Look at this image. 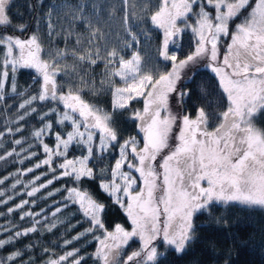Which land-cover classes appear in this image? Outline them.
Wrapping results in <instances>:
<instances>
[{"label": "snow or ice", "instance_id": "obj_1", "mask_svg": "<svg viewBox=\"0 0 264 264\" xmlns=\"http://www.w3.org/2000/svg\"><path fill=\"white\" fill-rule=\"evenodd\" d=\"M122 3L128 25L129 0ZM11 4L12 0H0V102L6 100L9 87L24 98L17 105L15 127L0 131V138L18 133L23 137L24 122L34 115L40 126L32 128L30 139L15 138L11 151L0 154L5 163L9 157L20 165L36 161L0 178V185L10 182L12 189L11 194L0 190V205L7 206L8 216L18 214L19 221H30L27 227L15 220L0 224V249L31 234L42 235V229L51 232L57 227L52 221L71 202L90 226L63 246L90 235L96 248L87 258L79 248L58 256L44 248L49 253L45 264H87L88 259L93 264H158L157 242L177 254L184 252L195 238L194 217L210 212L213 205L264 210V128L256 124L264 116V0H159L147 19L160 31L157 64L170 70L143 59L138 48L127 59L121 49H109L106 34L96 27L100 17L95 8L89 17L78 6L69 13L71 19L65 16L67 27L53 21L50 11L45 17L50 45L59 38L65 47L45 49L40 34L24 38L28 25L13 24ZM77 24L83 32L75 30ZM125 30L129 40L124 48L133 49L140 43L138 36L131 26ZM186 31L195 37L194 45L181 58L178 41ZM69 59L71 64L66 63ZM201 59L206 61L204 70L216 79L215 101L195 107L194 115L187 110L174 113L173 94L181 106L190 95L176 87L177 81L184 69ZM101 63L104 71L97 86L90 71ZM26 69L35 71L33 83L39 84L27 96L16 85V74ZM116 78L123 86H116ZM88 92H109L111 110L85 99ZM140 98L143 108L136 109L133 101ZM45 104L47 110L39 111L36 105ZM125 112L137 130L126 139L117 126ZM72 150L79 155L70 156ZM108 156L114 163L96 167L95 162ZM42 168L45 171L35 175ZM29 173L34 174L30 180L22 179ZM65 177L72 186L47 191ZM85 179L99 181L100 190L124 211L127 226L106 224V205L81 187ZM60 192L66 193L63 200L34 211L38 200ZM17 197L19 201L8 206ZM136 241L139 248L127 252ZM34 247H13L0 256V264H35L28 255Z\"/></svg>", "mask_w": 264, "mask_h": 264}, {"label": "trees", "instance_id": "obj_2", "mask_svg": "<svg viewBox=\"0 0 264 264\" xmlns=\"http://www.w3.org/2000/svg\"><path fill=\"white\" fill-rule=\"evenodd\" d=\"M148 5L153 7L155 10L159 0H137L136 3ZM134 3V4H136ZM133 6V4H130ZM55 6V10L53 7ZM78 6H82L84 12L89 17H92L93 9L97 12V5L93 0H12L9 15L13 24H26L28 30L23 34L26 38L32 32H37L41 35L43 46L45 49L49 47L64 48L65 43L63 39L53 38L52 44L50 45L47 37V28L45 26V17L52 12V20L60 21L67 27L65 16L74 11ZM129 6V7H130ZM124 6L107 5V14L111 8H116V16L120 18V22L123 21L125 16L122 8ZM149 9L143 8L141 13H135L134 18L130 16L128 25L122 23L120 26V37L115 39H109V49L116 47L121 49V54L126 58L134 49L138 48L142 58L149 62H155V65L165 66L164 63H158L156 59V48L160 43V31L152 27L150 21L147 19L150 11ZM98 13V12H97ZM147 13V15H145ZM99 17L103 13H98ZM94 19V17H93ZM191 21V22H190ZM190 24L193 22L190 20ZM239 20L236 21L238 23ZM39 22V23H37ZM131 26L132 32L138 36L140 41L139 45H133V49L124 48L125 42L129 40L126 32V27ZM75 30L83 32L82 25H75ZM96 27L99 28L97 24ZM108 26L104 25L102 31L106 34L112 33L111 29H105ZM147 34V35H145ZM195 37L191 31H186L183 34L182 41H178L179 55L183 58L184 54L192 50L194 45ZM71 47V44L68 45ZM223 51V49H221ZM66 63L71 64L72 61L69 59ZM205 60L201 59L197 64L186 68L181 73V79L177 81L176 87L182 90L190 92V95L185 98L183 105L177 104V97L175 94L170 99V106L172 111L183 112L187 110L189 113H193L194 108L197 106L205 105L209 99L215 101L217 93V82L213 78L210 71H205ZM104 71L103 64H98L93 70L90 71V75H94L96 84L98 86L99 81L102 79L101 73ZM194 73H197L194 76ZM37 74L33 69L20 70L16 74V85L17 91L25 93V96L31 93H35L39 89V84L33 83V77ZM58 79H62L58 77ZM119 83V79L116 78V84ZM87 92L88 90L85 89ZM7 98L5 101L0 102V131H5L7 127H15L17 105L22 102L24 97L18 96L11 93L10 87L7 89ZM85 99L91 103L111 110V94L105 92L99 96H93L90 92L85 96ZM142 98L133 101V106L136 109H142ZM38 110L43 112L46 111L49 105H36ZM130 113L125 112L123 116L118 119V128L123 138L137 135L135 123L129 119ZM25 131L23 137L30 139V133L33 127L38 128L40 126L39 121L34 116L29 117L25 122ZM256 124L260 128H264V116L257 119ZM18 133L16 137L6 135L0 139L3 140V146L0 147V154L4 153L7 149L11 151L12 140L15 138H23ZM139 138V137H138ZM47 143L51 146L53 139L47 138ZM27 146V145H25ZM39 151V149H37ZM79 155L78 150H72L70 156ZM43 156L41 155L40 159ZM113 157L108 156L102 162H95L96 167L103 165H110ZM36 161H26L24 165H20L13 161V158L9 157L8 162L5 163L0 161V178L7 175L10 172H14L16 168L28 167L34 164ZM92 166V165H90ZM45 169H39L35 175L40 174ZM33 173H29L27 177H22L24 180H30L33 177ZM47 178H51L46 177ZM10 182H6L5 185H0V190L6 189L9 194L12 193V189L8 186ZM63 185L72 186V182L69 178L65 177L55 181L53 185L49 186L47 191H54L55 189L61 188ZM83 189L88 190L94 195L99 201L106 205L104 218L106 224L111 227L116 223L127 226L128 220L124 211L107 196L99 188L98 180L85 179L81 185ZM19 188V186H18ZM46 195V191L44 192ZM66 193H57L54 197L47 200H38L34 211H39L40 208H50L54 201L63 200ZM20 197H17L16 201H11L8 206L18 202ZM0 212L5 213L4 216H0V224L7 223L8 220H15L17 223L27 227L30 221H19V215L13 214L8 216L7 206L0 205ZM50 221L52 220L49 217ZM57 227L51 232L41 230L43 234H31L26 238L20 239L14 246H8L5 249H0V256H6L13 247L24 248L25 245L34 244L35 247L30 249L28 255L35 261V264H45L49 259V253L43 251L44 248H48L51 253L56 256L63 254L66 250H72L79 248L81 255L86 258L94 252L96 248V242L92 236L81 237L79 240L73 241L72 244L68 245L67 248L63 246L65 240H72L74 236L84 232L85 229L89 228L87 219L82 215L78 205H73L69 202V206L65 208L55 219ZM195 225V238L187 245L184 252L177 254L171 247H166L161 242L157 243L158 252L161 254V258L158 260V264H264V210L259 208L244 207L238 204H215L211 207L210 212H201L196 214L194 217ZM98 234V233H97ZM0 238H3L0 236ZM131 246L127 249L130 252L137 249L138 246L134 242H130ZM87 264H93L91 259L87 260Z\"/></svg>", "mask_w": 264, "mask_h": 264}, {"label": "rangeland", "instance_id": "obj_3", "mask_svg": "<svg viewBox=\"0 0 264 264\" xmlns=\"http://www.w3.org/2000/svg\"><path fill=\"white\" fill-rule=\"evenodd\" d=\"M93 1L97 5V8H98L97 12L98 13H100V12L103 13V15L99 19V23H98L99 28L102 30L104 25L105 26L107 25L108 28H105V29H111L112 30L111 34L110 33H108V34L105 33L108 40L111 39V38L112 39L119 38L120 37L119 31L121 30L120 26H121L122 23H124V18H123V21L120 22V18L115 15L116 14V11H115L116 8H111V10H109L108 14H107L106 10H107V5H112V7L123 5L122 0H93ZM136 1L137 0H129V3L133 4V6L129 5L130 6L129 7V11L131 13V17H133L135 13H141L143 8L149 9V6L148 5H144V2L142 4H140V3H136ZM134 3H136V4H134ZM150 7H151V10H153V7L152 6H150ZM133 8H134V11H133ZM87 13H90V12H87ZM150 14H151V12H150ZM150 14H149V16H150ZM244 14L246 15L247 13H244ZM69 19H71L70 16H69ZM190 22H189V24H190ZM239 22L240 21H238V23ZM53 50H55V49H53ZM131 55H132V53L128 57H126V59L130 58ZM150 63L151 64H156L155 62H150ZM205 65H206V61H205ZM157 67H159L161 70H165L166 68H168V70H170V66H166V65L164 67L158 65ZM116 86H123V85L119 81V83L116 84ZM142 108H143V100H142ZM112 163H114V160H112ZM158 242L160 243V241H158ZM134 243H136L138 248H139V242L136 241ZM134 250H136V249H134Z\"/></svg>", "mask_w": 264, "mask_h": 264}]
</instances>
